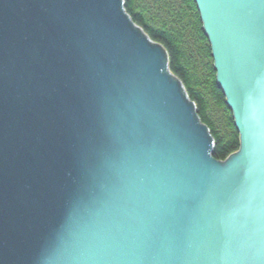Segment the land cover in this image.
<instances>
[{"label":"water","instance_id":"1","mask_svg":"<svg viewBox=\"0 0 264 264\" xmlns=\"http://www.w3.org/2000/svg\"><path fill=\"white\" fill-rule=\"evenodd\" d=\"M197 2L229 162L120 0H0V264H264V0Z\"/></svg>","mask_w":264,"mask_h":264},{"label":"trees","instance_id":"2","mask_svg":"<svg viewBox=\"0 0 264 264\" xmlns=\"http://www.w3.org/2000/svg\"><path fill=\"white\" fill-rule=\"evenodd\" d=\"M125 8L152 39L166 47L171 70L185 84L215 137V157L224 159L238 150L239 132L216 78L210 41L196 1L125 0Z\"/></svg>","mask_w":264,"mask_h":264},{"label":"bare ground","instance_id":"3","mask_svg":"<svg viewBox=\"0 0 264 264\" xmlns=\"http://www.w3.org/2000/svg\"><path fill=\"white\" fill-rule=\"evenodd\" d=\"M120 2H121V5H122V9H124L125 8V0H120ZM125 16L127 17V18H130L129 16H127L126 15V13H125ZM134 25V24H133ZM143 29V28H142ZM144 30V29H143ZM142 30V35L143 36H147L148 38H149V41H150V43L151 44H155V43H152V41H156V40H154V39H152L151 38V36L144 30L143 31ZM210 45H211V43H210ZM158 47H160L161 49H163L164 50V54L166 55V50L163 48V47H161V46H159V45H157ZM213 57V56H212ZM165 72H167L170 76H172L175 80H177L180 84H181V82L178 80V79H176V75L173 73L172 74V70H171V67H170V63H167V62H165V66H163V68H162ZM171 70V71H170ZM215 70L217 71V69H216V67H215ZM181 87H182V91H183V95H184V98H185V94H186V88H184L183 87V85L181 84ZM223 87V86H222ZM224 88V87H223ZM225 89V88H224ZM227 98H226V103H227V105H228V107H230L229 106V104H228V96L227 95H225ZM188 102L189 103H191V104H193V107H194V109H195V111H196V113H197V115L198 116H200L199 115V110H198V107H197V105H196V103L195 102H192L191 100H189L188 99ZM232 110V109H231ZM232 112H233V117H234V119L236 118V114H235V112L232 110ZM215 117H217V113L215 114ZM235 125H236V120H235ZM205 126H207L208 128H209V126L206 124ZM236 127H237V125H236ZM238 130V132H239V134H240V131H239V129H237ZM210 132V131H209ZM210 135H211V133H210ZM211 139H212V142L213 143H211V148H210V155L211 156H213V157H215V148H216V146H215V144H216V141H215V139L212 137V135H211ZM215 143V144H214ZM239 151H235L236 153H240L241 152V150H242V140H241V138H240V147H239V149H238ZM234 152V151H233ZM232 152V153H233ZM233 154H235V153H233ZM232 155H231V153L228 155V156H226L224 159H221V160H223V161H226V162H229L230 161V157H231ZM216 158V157H215Z\"/></svg>","mask_w":264,"mask_h":264},{"label":"rangeland","instance_id":"4","mask_svg":"<svg viewBox=\"0 0 264 264\" xmlns=\"http://www.w3.org/2000/svg\"><path fill=\"white\" fill-rule=\"evenodd\" d=\"M195 1H196V3H197V7H198V10H199V13H200V16H201V20H202V22H203V28H204V31H205V33H206V35H207V37L209 38V41H210V37H209V34H208L207 31H206L205 23H204L203 16H202L201 10H200V8H199L198 2H197V0H195ZM123 11H124V13H126L127 16H129V17L131 18V20H132V22L135 24V26H140V25H138V24L132 19L131 15L127 12L126 8H124ZM140 27H141V26H140ZM142 30H143V29H142ZM143 31H144V30H143ZM152 43H155V44H157V45L163 47V48L167 51L166 47H165L162 43H160V42H158V41H152ZM210 43H211V41H210ZM211 50H212V56H213L212 43H211ZM165 56H166V57L164 58V59H165V62L170 63V58H169V53H168V51L166 52V55H165ZM213 61H214V68H215V67H216V61H215V59H214V56H213ZM170 71H171V70H170ZM172 74H173V71H172ZM216 78H217V81H218L219 86L223 89L224 94L227 95L226 92H225V89L222 87L221 83L219 82V77H218V72H217V71H216ZM176 79H178V80L181 82V84L183 85V87L186 88V87H185V84L183 83V81H182L178 76L176 77ZM186 91H187V92H186V94H185V98H186L187 100L189 99V100H191L192 102H194V100L190 97V95H189L187 89H186ZM226 98H227V97H226ZM229 108H230V107H229ZM230 109H231V108H230ZM198 117H199V119H200L201 124H202V125H206V123L202 120V118H201L200 116H198ZM235 120H236V119H234V122H235ZM208 129H209V131H210L212 137L215 139V137H214L213 133L211 132L210 128H208ZM237 129H238V127H237ZM240 138H241V134H239V141H240ZM239 143H240V142H239ZM214 144H215V143H214ZM239 147H240V146H239ZM237 151H239V150H236V152H237ZM236 152L234 151L233 153H236ZM233 153H231V155H233Z\"/></svg>","mask_w":264,"mask_h":264}]
</instances>
